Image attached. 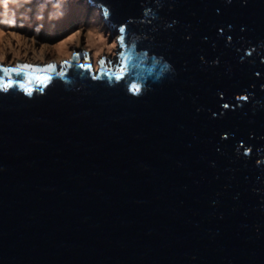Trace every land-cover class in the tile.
<instances>
[{
    "label": "water",
    "instance_id": "95a60500",
    "mask_svg": "<svg viewBox=\"0 0 264 264\" xmlns=\"http://www.w3.org/2000/svg\"><path fill=\"white\" fill-rule=\"evenodd\" d=\"M81 1L98 72L0 60V264H264V0Z\"/></svg>",
    "mask_w": 264,
    "mask_h": 264
},
{
    "label": "rangeland",
    "instance_id": "374dc122",
    "mask_svg": "<svg viewBox=\"0 0 264 264\" xmlns=\"http://www.w3.org/2000/svg\"><path fill=\"white\" fill-rule=\"evenodd\" d=\"M6 1L0 0V60L6 63L16 64L18 60L30 63L63 61L79 48L89 47L93 67L97 71L105 54L119 56V34L114 35L105 26L101 11L98 8L91 10L87 1L74 0L75 3L70 2L68 6H65V1H61V5L45 1L41 8L23 2L28 0ZM10 10L19 16L14 13L11 17ZM64 42H67V50L60 52L57 47ZM99 42H103L101 46H98Z\"/></svg>",
    "mask_w": 264,
    "mask_h": 264
},
{
    "label": "snow or ice",
    "instance_id": "6c2138e0",
    "mask_svg": "<svg viewBox=\"0 0 264 264\" xmlns=\"http://www.w3.org/2000/svg\"><path fill=\"white\" fill-rule=\"evenodd\" d=\"M120 32L123 33L124 32V28H121L120 29ZM120 41H121V44L123 46V41H124L123 35H121ZM121 57L123 58V54L122 53H121ZM76 58L77 59L79 58V54H76ZM65 64L67 65V61L65 62ZM55 67L56 66L54 64H49V65H47V68L44 69V71L54 70ZM80 67H85V65L81 64ZM32 68H33V66L32 65H29V64H21V65H19L16 68L0 67V73H3L5 75L10 74V73H16L17 76H20L21 74H26L27 71L28 70H31ZM36 70L37 71H40V69H36ZM58 75L63 76L64 73L63 72H60V73H58ZM116 78L119 79L120 77L117 76ZM37 79H40V78L37 77ZM43 79L44 80L51 79V77L45 76ZM41 82H43V80H41ZM4 87L7 88V85H4Z\"/></svg>",
    "mask_w": 264,
    "mask_h": 264
},
{
    "label": "clouds",
    "instance_id": "9594fccd",
    "mask_svg": "<svg viewBox=\"0 0 264 264\" xmlns=\"http://www.w3.org/2000/svg\"><path fill=\"white\" fill-rule=\"evenodd\" d=\"M8 1L9 0H7L6 3ZM45 1L48 2L49 4L56 3L58 5L62 0H29V1H23V2H25V3L29 4V5H34L35 7L39 6L41 8L42 4H44ZM64 1H65V5H67L70 2L73 3V4L75 3L74 0H64ZM81 2H83V1H81ZM19 8H21V6H19ZM10 13H11V17L13 15H15L12 10H10ZM22 13H25L24 10H22ZM18 16H19V13H18ZM83 16H85V12H83ZM78 18H80V16H78Z\"/></svg>",
    "mask_w": 264,
    "mask_h": 264
},
{
    "label": "bare ground",
    "instance_id": "6f19581e",
    "mask_svg": "<svg viewBox=\"0 0 264 264\" xmlns=\"http://www.w3.org/2000/svg\"><path fill=\"white\" fill-rule=\"evenodd\" d=\"M29 1V0H28ZM62 1H64V0H62ZM1 34H2V32L0 31V42H1ZM92 36V38L93 39H95L94 38V36L93 35H91ZM103 42H99V45L98 46H101V44H102ZM65 44V45H64ZM96 45H97V43H96ZM0 46H1V44H0ZM58 50L60 51V52H65L66 50H67V42H64V43H62V44H60V45H58ZM80 56H82L83 58H84V55H80ZM99 71V69L96 71V72H98Z\"/></svg>",
    "mask_w": 264,
    "mask_h": 264
},
{
    "label": "trees",
    "instance_id": "16d2710c",
    "mask_svg": "<svg viewBox=\"0 0 264 264\" xmlns=\"http://www.w3.org/2000/svg\"><path fill=\"white\" fill-rule=\"evenodd\" d=\"M15 1H17V0H15ZM43 5V4H42ZM58 5H61V4H58ZM18 6H19V4H18ZM65 6H68V4L67 5H65ZM15 14H18L16 11L14 12Z\"/></svg>",
    "mask_w": 264,
    "mask_h": 264
}]
</instances>
